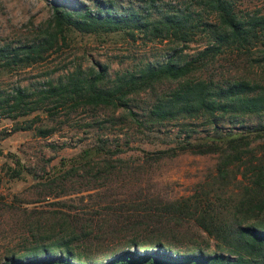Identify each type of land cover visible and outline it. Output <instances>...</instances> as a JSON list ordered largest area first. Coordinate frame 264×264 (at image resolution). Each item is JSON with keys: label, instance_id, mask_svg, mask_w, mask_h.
Instances as JSON below:
<instances>
[{"label": "trees", "instance_id": "obj_1", "mask_svg": "<svg viewBox=\"0 0 264 264\" xmlns=\"http://www.w3.org/2000/svg\"><path fill=\"white\" fill-rule=\"evenodd\" d=\"M166 1L117 9L111 1L97 0L95 10L87 4L72 9L54 4L37 38L0 45V71L44 60L68 30L124 32L132 39L140 33L148 41L172 45L164 61L144 63L114 79L106 68L84 72L78 67L57 80L47 79L38 90L17 86L2 92L0 118L15 120L42 110L54 121L61 111L66 118L84 111L92 120L82 127L98 130L105 124H134L145 132L174 120H201L212 127L195 138L185 130L174 146L145 151L136 166L121 157L126 153L122 146L99 134L96 144L62 160V172L44 184L59 183L58 195H67L64 184L76 178L73 193L95 191L97 199L80 207L57 200L55 223L47 229L36 225L34 244L5 253L0 264H264V123L242 131H222L218 125L226 115L264 113V11L244 6L243 0ZM196 36L204 48L188 59L182 53ZM225 52L236 53L253 73L202 74ZM189 124L181 121L180 132ZM31 129L46 137L57 128L42 124L38 114L12 128ZM185 152L217 154L218 178L228 177L233 167L239 195L203 209L198 198L169 200L140 186L134 190L124 179L145 164ZM14 169L9 175L18 177ZM78 199L83 202L85 196ZM203 234L213 243L203 242Z\"/></svg>", "mask_w": 264, "mask_h": 264}, {"label": "rangeland", "instance_id": "obj_2", "mask_svg": "<svg viewBox=\"0 0 264 264\" xmlns=\"http://www.w3.org/2000/svg\"><path fill=\"white\" fill-rule=\"evenodd\" d=\"M96 1L0 0V45L8 43L17 46L37 38L38 26L50 17L54 4L68 9L87 4L95 10ZM106 1L113 2L117 9L120 6H140L149 2ZM243 5L264 11V0H243ZM195 38L196 41L190 43L182 53L188 59L204 48L201 37ZM58 46L51 49L40 62L26 68L0 71V93H8L17 86L38 90L47 79L57 80L78 67L84 72L106 68L107 77L114 79L118 74L136 71L144 63L162 62L172 52V45L166 40L148 41L140 33L132 39L124 32L84 33L68 30L65 40L60 41ZM203 70L202 74L206 76L209 74L227 78L236 71L240 75H250L254 68H244L241 57L236 53L225 52ZM36 114L42 118V124L55 126L56 131L40 137L32 129L12 130L15 122L29 119ZM63 114L64 111L58 113L54 121L48 120L47 114L42 110L15 120L0 118V261L7 252H19L22 248L33 245L34 240L39 237L34 229L36 225L47 229L55 223L53 211L58 208L55 203L57 200L80 207L97 199L95 191H90L91 195L87 192L73 193L78 188L79 179L76 178L71 180L72 183L69 181L64 184L68 190L67 195H58L61 191L59 183L50 186L44 184L62 172V160L66 161L83 148L96 144L99 134L108 138L111 144L122 146L126 153L121 157L136 166L141 163L145 151L152 152L174 146L176 140L185 136V130L193 131L192 138L202 137L207 131H212V127L203 126L201 120H174L158 130L156 128L145 132L139 131L134 124H116L113 127L105 124L106 128L98 130L97 127H82L85 122L92 120L84 111L73 113L69 118ZM181 121L191 122L192 125L183 127L184 130L180 132ZM263 123L264 113H247L237 118L226 115L218 125L222 131H242ZM126 141L128 145L125 144ZM217 164V154L198 155L185 152L162 158L150 165L145 164L137 170L138 174L125 176L124 179L130 182V188L134 186V190L140 186L145 191L154 192L169 200L198 198L205 204L202 207L205 209L210 208L212 202L218 204L223 198L229 195L233 198V193L237 196L241 192V183L233 179L234 168L231 167L228 177L222 180L217 175ZM10 168L18 170L20 175L11 177ZM238 178H241L240 174L237 175ZM81 195L85 196L83 202L78 199ZM33 233L36 235L31 236ZM201 238L203 242L213 243L206 234Z\"/></svg>", "mask_w": 264, "mask_h": 264}]
</instances>
